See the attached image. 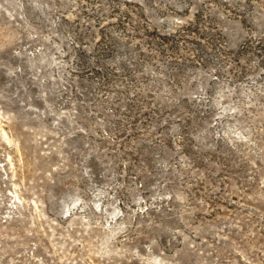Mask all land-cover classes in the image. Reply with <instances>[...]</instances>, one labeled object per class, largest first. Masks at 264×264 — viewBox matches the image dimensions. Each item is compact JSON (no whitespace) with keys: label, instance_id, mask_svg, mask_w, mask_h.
I'll list each match as a JSON object with an SVG mask.
<instances>
[{"label":"rangeland","instance_id":"obj_1","mask_svg":"<svg viewBox=\"0 0 264 264\" xmlns=\"http://www.w3.org/2000/svg\"><path fill=\"white\" fill-rule=\"evenodd\" d=\"M0 264H264V0H0Z\"/></svg>","mask_w":264,"mask_h":264}]
</instances>
